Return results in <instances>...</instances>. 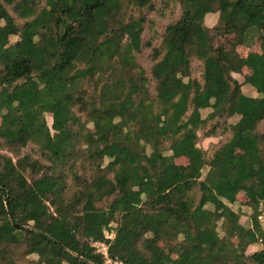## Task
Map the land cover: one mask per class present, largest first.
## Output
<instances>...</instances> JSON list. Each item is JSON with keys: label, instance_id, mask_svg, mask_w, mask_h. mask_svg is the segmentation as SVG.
Segmentation results:
<instances>
[{"label": "trees", "instance_id": "trees-1", "mask_svg": "<svg viewBox=\"0 0 264 264\" xmlns=\"http://www.w3.org/2000/svg\"><path fill=\"white\" fill-rule=\"evenodd\" d=\"M263 121L264 0H0V264H264Z\"/></svg>", "mask_w": 264, "mask_h": 264}, {"label": "rangeland", "instance_id": "rangeland-1", "mask_svg": "<svg viewBox=\"0 0 264 264\" xmlns=\"http://www.w3.org/2000/svg\"><path fill=\"white\" fill-rule=\"evenodd\" d=\"M32 7L34 9L38 8L39 3H34L32 5ZM217 21H218V15L211 14L206 19V25L208 27H213L217 24ZM17 40L18 39L16 37L11 38L12 43L17 42ZM241 50H242L243 55L248 53V50H246V49H241ZM138 63L140 65H142L147 70V73L149 74L150 69L153 65V60L151 58V51L150 50L143 51V53L138 56ZM194 72L197 75H199V64L196 61H194ZM234 77L239 82H241V83L244 82V78L242 76L234 74ZM243 92L247 96H251V97H257L258 96V93L256 92V90L250 86H245L243 88ZM209 113H210V110H203L202 111V117L206 118ZM45 118H46L48 125L51 127L52 123H53L52 116L50 114H46ZM236 121H237V118H232L229 120V123H235ZM212 128H213V123H208L206 128L203 131L199 132V140H198V146L202 149L208 150L210 153L212 152L213 147H215L217 145H221L229 137V134H226L223 129H218L216 131V135H214L213 137H208V136L206 137L205 134L208 131H210ZM261 129H262V131H264V121L261 125ZM23 152L25 155L32 154L31 147L25 149ZM0 154L6 155V156H11V154L5 150H2V151L0 150ZM177 163L178 164H186L187 160L186 159H180V160H177ZM207 172H208V168H205L203 171V178H205V176L207 175ZM239 200H242V202H245V199L241 196H239ZM233 208L237 209L236 205H233ZM247 222H248V216H243L241 218V223L246 224ZM109 234H110L109 237H113V234L111 232ZM96 246H97L99 252L104 253L106 255V252H107L106 246H104L102 244H97ZM261 249H262L261 245H253L248 249V254L254 253V252L259 251ZM111 264H116V263L112 262Z\"/></svg>", "mask_w": 264, "mask_h": 264}, {"label": "crops", "instance_id": "crops-1", "mask_svg": "<svg viewBox=\"0 0 264 264\" xmlns=\"http://www.w3.org/2000/svg\"><path fill=\"white\" fill-rule=\"evenodd\" d=\"M239 196L243 197L245 199V202H248L249 200V193L247 194V192H243L241 194L238 195V199H239ZM242 201V200H240Z\"/></svg>", "mask_w": 264, "mask_h": 264}, {"label": "built area", "instance_id": "built-area-1", "mask_svg": "<svg viewBox=\"0 0 264 264\" xmlns=\"http://www.w3.org/2000/svg\"><path fill=\"white\" fill-rule=\"evenodd\" d=\"M117 264V263H116Z\"/></svg>", "mask_w": 264, "mask_h": 264}]
</instances>
